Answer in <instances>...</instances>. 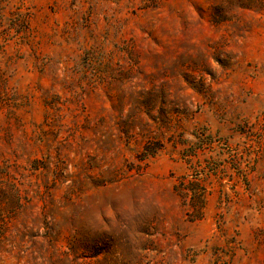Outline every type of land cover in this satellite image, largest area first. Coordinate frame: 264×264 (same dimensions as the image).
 Masks as SVG:
<instances>
[{"label":"rangeland","instance_id":"rangeland-1","mask_svg":"<svg viewBox=\"0 0 264 264\" xmlns=\"http://www.w3.org/2000/svg\"><path fill=\"white\" fill-rule=\"evenodd\" d=\"M0 264H264V0H0Z\"/></svg>","mask_w":264,"mask_h":264},{"label":"trees","instance_id":"trees-1","mask_svg":"<svg viewBox=\"0 0 264 264\" xmlns=\"http://www.w3.org/2000/svg\"><path fill=\"white\" fill-rule=\"evenodd\" d=\"M195 138L196 140H193V142H190L189 140L187 142L186 140H180L177 142L181 145L187 144V146H185L186 148L182 151V155L188 164L192 161L197 149L205 146L208 141V137L200 133H195ZM161 149V144H156V146L150 144L145 147L143 155L145 158L152 157ZM189 169L193 170V173L182 175L179 183L175 185V190L180 196L182 203L190 211V215L200 217L206 206L205 188H202L200 183L202 172L194 166H189Z\"/></svg>","mask_w":264,"mask_h":264},{"label":"snow or ice","instance_id":"snow-or-ice-1","mask_svg":"<svg viewBox=\"0 0 264 264\" xmlns=\"http://www.w3.org/2000/svg\"><path fill=\"white\" fill-rule=\"evenodd\" d=\"M229 3H231V0H229ZM202 7L204 5H201ZM217 53L214 52H202L200 57H199V64L201 65V67L203 68L204 71L207 72H211L212 68H211V57L216 56ZM190 83L192 85L193 88H196L197 90L200 91H205L206 90L203 88V79H196L195 77H193L190 80Z\"/></svg>","mask_w":264,"mask_h":264}]
</instances>
